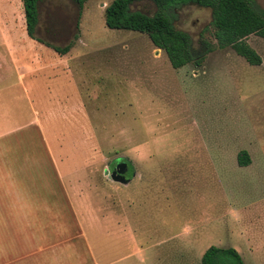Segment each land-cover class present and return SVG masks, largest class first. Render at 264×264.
I'll list each match as a JSON object with an SVG mask.
<instances>
[{"label":"rangeland","instance_id":"1","mask_svg":"<svg viewBox=\"0 0 264 264\" xmlns=\"http://www.w3.org/2000/svg\"><path fill=\"white\" fill-rule=\"evenodd\" d=\"M111 1L80 9L40 0L31 39L22 0H0V111L9 128L58 162L60 211L81 221L100 262L149 264L156 254L201 264L214 246L264 264V39H246L261 58L251 66L217 48L210 9L176 7L168 14L194 51H212L201 66L174 70L146 35L105 26ZM253 3L264 13V0ZM130 10L156 9L145 1ZM47 45L70 49L62 56ZM118 162L131 167L124 182L104 175ZM175 243L180 251L169 248Z\"/></svg>","mask_w":264,"mask_h":264},{"label":"crops","instance_id":"2","mask_svg":"<svg viewBox=\"0 0 264 264\" xmlns=\"http://www.w3.org/2000/svg\"><path fill=\"white\" fill-rule=\"evenodd\" d=\"M9 120L0 111V264H112L98 260L81 221L60 211L59 165L49 149L28 145L27 132L9 128ZM169 248L182 249L180 243ZM154 255L149 264H170L171 258ZM113 264H124V259L116 258Z\"/></svg>","mask_w":264,"mask_h":264},{"label":"trees","instance_id":"3","mask_svg":"<svg viewBox=\"0 0 264 264\" xmlns=\"http://www.w3.org/2000/svg\"><path fill=\"white\" fill-rule=\"evenodd\" d=\"M39 1L22 0L25 30L31 39H36ZM72 1L81 9L89 0ZM145 1L151 2L155 7L156 10L152 15L130 10L131 6ZM187 5L212 11L213 37L216 40L217 48L230 47L249 65H261L259 55L246 43V39L250 35L264 39V13L255 10L253 0H112L104 9L105 26L110 30L146 35L156 49L165 53L174 70L188 64L199 67L203 63L205 55L212 51V47L209 45L205 54L198 55L193 49L190 36L177 29L168 14L169 10ZM47 46L62 56L67 54L70 49V46L64 48ZM250 162L246 151H241L238 154L237 163L240 167H246ZM127 167L128 170H131L129 164ZM127 177H131V175L127 174ZM201 264L244 263L235 249L211 246L203 253Z\"/></svg>","mask_w":264,"mask_h":264},{"label":"water","instance_id":"4","mask_svg":"<svg viewBox=\"0 0 264 264\" xmlns=\"http://www.w3.org/2000/svg\"><path fill=\"white\" fill-rule=\"evenodd\" d=\"M127 167L126 163L118 162L116 167L113 169L111 173L107 170L104 171V175H108V177L116 182H124V177L122 176L123 170Z\"/></svg>","mask_w":264,"mask_h":264},{"label":"flooded vegetation","instance_id":"5","mask_svg":"<svg viewBox=\"0 0 264 264\" xmlns=\"http://www.w3.org/2000/svg\"><path fill=\"white\" fill-rule=\"evenodd\" d=\"M114 169V168H113ZM128 170V167L125 168V170ZM126 170V174H124V177L126 178L127 177V174H128V171Z\"/></svg>","mask_w":264,"mask_h":264}]
</instances>
